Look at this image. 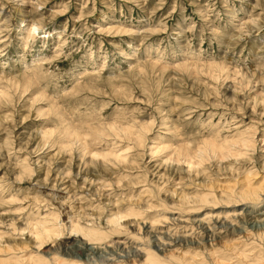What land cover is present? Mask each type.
Here are the masks:
<instances>
[{
  "label": "rangeland",
  "instance_id": "rangeland-1",
  "mask_svg": "<svg viewBox=\"0 0 264 264\" xmlns=\"http://www.w3.org/2000/svg\"><path fill=\"white\" fill-rule=\"evenodd\" d=\"M263 209L264 0H0V260L264 264Z\"/></svg>",
  "mask_w": 264,
  "mask_h": 264
},
{
  "label": "bare ground",
  "instance_id": "bare-ground-1",
  "mask_svg": "<svg viewBox=\"0 0 264 264\" xmlns=\"http://www.w3.org/2000/svg\"><path fill=\"white\" fill-rule=\"evenodd\" d=\"M16 12H20V10H17ZM29 16V14H26V12L22 15V17H26ZM43 23V21H33L31 23L30 28H28V32H32L33 34L37 32V30L39 28H41V24ZM244 141L247 145H248V141H245L244 139L242 140ZM203 146H208L210 147L213 151H219L220 150V155L226 154L223 149L224 147L221 145H216L213 142L209 141V140H203L202 141ZM195 155H192L191 157L186 158V161L188 163L189 168L194 167L196 170H199V166L201 164V158L198 156V158L196 160H193V157H195ZM121 158V156H117L115 159L119 160ZM21 173V172H20ZM251 189V188H249ZM52 189H50L51 191ZM247 190V189H245ZM42 194L44 193L47 196H52L50 195L51 192H49L48 190H43L41 191ZM241 193V192H240ZM255 195L254 191H247L244 194H240L239 196H242L243 198H253V197H247L250 195ZM209 196H203L204 198L199 199L198 201H200L203 204H207L209 201V197L213 194H208ZM223 199V198H222ZM182 200L185 201V196L182 197ZM253 200H256L255 198ZM181 201V202H183ZM219 201L217 200H213L211 202V205H215V203H218ZM122 216V215H121ZM120 213L119 214H115L112 216L110 222L113 223L114 225H119L118 220L119 218H121ZM249 216V220L250 219H255L256 222L263 223L264 222V209L261 211H253V213H251V215H247ZM124 217V216H122ZM210 217V218H209ZM206 219H208L207 221H204L205 219L202 220H196L199 224H202L206 230H212V226L214 227L217 225H220L221 228L225 227V220L224 218L221 219L220 217H217L215 215H208V217H205ZM29 231L31 233V235L33 236L34 240H36L37 244H42L45 241V238L49 237L50 235H52L55 231L54 229H52L51 227H49L48 225L45 224H41V223H36L35 225H29ZM52 226V225H51ZM54 227V226H53ZM58 231V230H57ZM213 231V230H212ZM72 232H80L82 234V238L81 242L84 244L83 249L90 251L92 253L94 252H101V248L100 246H98V242L96 240H99L101 233L99 232V230H94L93 228L89 227V228H84L82 226H80L79 224H74L72 225ZM56 234V233H55ZM84 242H83V241ZM157 241V240H156ZM155 241V242H156ZM107 247V246H106ZM110 247V246H109ZM137 248V247H136ZM138 250V249H137ZM142 252V251H141ZM145 252V253H144ZM144 253V264H161L162 261H159L158 258L156 257V254L154 255V253H152V251L147 252V251H143ZM8 262V260H0V264H6ZM18 263V262H17ZM165 263V262H164ZM163 263V264H164ZM63 264V263H62Z\"/></svg>",
  "mask_w": 264,
  "mask_h": 264
}]
</instances>
